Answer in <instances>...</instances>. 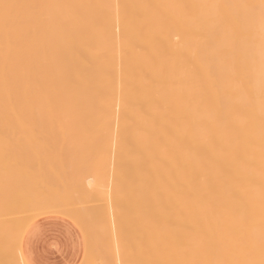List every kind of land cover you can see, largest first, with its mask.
Masks as SVG:
<instances>
[{
    "label": "bare ground",
    "instance_id": "6f19581e",
    "mask_svg": "<svg viewBox=\"0 0 264 264\" xmlns=\"http://www.w3.org/2000/svg\"><path fill=\"white\" fill-rule=\"evenodd\" d=\"M44 135L82 139L73 168L108 173L97 169L103 201L89 181L73 189L92 196L42 184L57 196L48 212L84 229L82 264H100V243L111 264H264V0H0V228L12 237L22 210L47 217L29 211L46 170L24 165ZM20 142L34 143L25 170ZM33 190L40 202L23 196Z\"/></svg>",
    "mask_w": 264,
    "mask_h": 264
},
{
    "label": "rangeland",
    "instance_id": "374dc122",
    "mask_svg": "<svg viewBox=\"0 0 264 264\" xmlns=\"http://www.w3.org/2000/svg\"><path fill=\"white\" fill-rule=\"evenodd\" d=\"M42 130H44V129H42ZM45 130H46V129H45ZM49 130H50V129H49ZM49 130L47 129L46 131H49ZM60 130H61V129H60ZM64 130H66V129H64ZM52 131H53V129H52ZM55 131H56V130H55ZM55 131H54V132H55ZM57 131H58V130H57ZM44 136H45V138L42 137V138H40L41 140L39 139L38 141L36 140L35 142H36V143H38L39 141L42 142V140L44 139L43 142H44L45 144H43V143H42V144H41V143L39 144V143H38V145H39V146H38V145H35L36 143H35V144L33 143L34 146H36V147H35V150L39 148V151L41 152V153H40V152L38 151V154H39V153L41 154V156H38V158H37V157H34V158H33V156H34L35 154H34L32 157H31L32 153H31V155L28 154V152L30 153V152L32 151V148H33L32 146H33V144H32V146H31V151L28 150V145H29V143H28L27 146H26V143H21V142H20L21 146L18 145L19 142H18V144H17V143L15 144L16 148H14V149H16V150L19 149V150L21 151V153L23 154V156L21 155V153H20L19 151H18V152L20 153L19 155H21V156H17L18 152L16 151L17 153H15L14 149L11 148V146L9 147V149L11 148V149H10V152L13 150L14 153H15V155H16L18 158H20V160L22 161V162L20 161V162H21V166L19 165L20 167H22V165H23L25 162H26V163H25L24 165H27V166H28V164L30 165V163H31V166L27 167V169L29 168V171H30V170L32 171L33 168L36 169L35 167H36L37 165L40 166V167L42 166L41 168H39V167L37 166L38 168H37V170H35V171H36V174L34 173L36 176H37V174H38L37 171H39L38 169H40L41 171H44L43 174L45 173V170H46V173H45L43 176L41 175L43 178L41 177V179H40V178L38 179L39 184H41L40 187H39V185L37 184L38 188L40 189V190L37 189V190H39V193L42 191V193H40V195L42 194V197H41V196H40L41 198L38 197V198L40 199L41 202L39 201L38 198L36 199V195H35V194L38 195V192L36 193V191H35V193H34V190H35L34 188H35V187L33 188V189H34L33 192H28V193H27V191H28V190H27V191H25L26 193L23 194V196H25V195L28 196V195H29V199H30L31 197H33V199L31 198L32 201H33V200H38V201L42 204V205H41L40 203L36 204V202H37V201H36L35 204L33 205L34 202H32V204H31V208H29V211H30V209L32 210V209L34 208V211H33V212L37 211L38 213H39V212L42 213V208H41V207L43 206L44 208H46V207L49 205V204H46V203L50 201L49 199L53 196L52 193H54L53 190H50V191H49V192H51V193H49V192L47 193V192H46V191L48 190V188L50 187V184H51V186H53L54 189H55V187H56L55 190H58V191L61 190L62 193H63V190L65 191V189L62 188V189H63V190H62L61 187H66V186H67V187H66V190H67L68 188H69V190H70V189H73L74 187H77L76 184L79 185V184H78L79 181H81V182H84V181L87 182V181H89V185H90V183L92 184V186L94 187V191H93V189H92V191L95 192L96 195L98 194L99 191L101 192V190H102V192L105 191V190H107V191H105V192L108 193V187H106V185H103V184H105L104 177H103L102 175H100V172L98 171L99 169L102 168V169H101V172H102L103 169H104V174H105V173H106V172H105V171H106L105 166H104V168H103L102 166H101V167L98 166V167H99V169H98V167H97V165H96V167H97V169H98V170L96 169V171H94V169H95V165L93 166V164H92V166H93V170H91V169H92V166H89L90 170H89V168H88L87 166H84V167L87 168V172H86V169H85V171H84V167H83V166H82L83 168H82V170H81V166H80V164H81L83 161L81 162V160H80V162H81V163L79 164L80 170H78V169H79L78 165H77L78 168H76V167H75V169L73 168V166L76 165V163H77V164L79 163V159H78L79 157H78V155H77V156H76V155L74 156V154L76 153L77 150L75 151L74 146H72V144L75 143V142H77V143L79 142V143H80V140H81V145L78 143V146L81 147V146H82V141H83L82 139L78 140V139H76L75 137H73L74 139H73V138H70L71 141H69V140H67L68 137H65L66 139L64 138L63 141H66V142L63 143V141L60 142V139H61L60 137H61V136H60V137L57 136V135H55V136H49V135H47V136H49V137H46V135H44ZM62 137H63V136H62ZM51 138H52V140H53L54 138H55V139L52 141V140H50ZM56 138H57V139H56ZM46 139H47V140H46ZM62 139H63V138H62ZM45 140H46V141H45ZM58 140H59V141H58ZM54 141H55V142H54ZM68 141H69V142H68ZM46 142H48V143H46ZM30 143H31V142H30ZM70 143H71V145H70ZM23 144H24V146H23ZM49 144H50V145H49ZM62 144H63V145H62ZM64 144H65V146H64ZM67 144H69L70 146H68ZM10 145H11V143H10ZM40 145H41V148L45 149V150H43V152H44L47 156H46L45 154H44V156L42 155L43 153H42V150H40V149H41V148H40ZM47 145H48V147H47ZM74 145L77 147L76 143H75ZM1 146H2V145H1ZM8 146H9V145H8ZM18 146H19V148H18ZM29 146H30V145H29ZM45 146H46V147H45ZM51 146H53V147H51ZM71 146H72V147H71ZM12 147H14V145H12ZM21 147L24 149L25 153L22 152V150H21L22 148H21ZM50 147H51V148H50ZM60 147H61V148H60ZM68 147H69V148H72V149L74 150V151H73L74 154H73L72 150H71V152H72L71 154L68 152V149H69ZM25 148H26L28 151H27ZM54 148H55L56 150H55ZM59 148H60V149H59ZM62 148H63V149H62ZM64 148L66 149L65 153L67 154V152H68L67 156H66V154H65L64 152H62V151L65 150ZM33 149H34V148H33ZM77 149H78V148H77ZM50 150H51L53 153H52ZM53 150H54V151H53ZM57 150H59L60 152L58 153ZM45 151H46V152H45ZM26 152H27V154H26ZM24 154H25V155H29V159H27L28 156H26L25 159H26L27 161L25 160V162H23V160H24L23 157H25ZM63 154L67 157V158L65 157L66 161H65V159H64V156H61V155H63ZM76 154H77V153H76ZM69 155H70V157H69L70 162H69V160H68V156H69ZM36 156H37V154H36ZM49 156H50V159H49ZM71 156H72V157H71ZM21 157H22V158H21ZM30 157H31V158H30ZM46 157L48 158V160H46ZM58 157H59V158H58ZM75 157H76V159H74ZM18 158H17V160H18ZM44 158H45V159H44ZM52 158H53V159H52ZM56 158H57V162H56ZM34 159H35V160H34ZM36 159H37V161H38V159H39V161H38L39 163H38V164H37V162H36ZM51 159H52V163H51ZM62 159H64V162H65V164H66V167H65V164H63L64 162H63ZM77 159H78V160H77ZM80 159H81V157H80ZM17 160H16L15 168H17V167H16V165H17V163H18ZM58 160H59V162H58ZM73 160H74L75 162H74ZM89 160H90V159H89ZM89 160H88V161H89ZM33 161H34V162H33ZM61 161H62V163H61ZM77 161H78V162H77ZM84 161H85V163L87 164V159H86V160L84 159ZM92 161H94V160L92 159ZM92 161H91V163H92ZM95 161H96V160H95ZM97 161H99V160H97ZM27 162H28V163H27ZM35 162H36V163H35ZM46 162H47V163L49 162V165H50L51 167H53L55 171H58L57 169H59V167H60V170L57 172V173H58V177H59L60 180H59L57 177H56V178L53 177V174H54L55 176H57V175L55 174L54 170H53L54 173L50 172V170H49V168H48L49 165L47 166V163H46ZM67 162H68V164H67ZM88 163H89V162H88ZM34 164H35V165H34ZM43 164H45V165H43ZM59 164H60V166H59ZM70 164H71V166L69 167ZM99 164H103V163L100 162ZM99 164H98V165H99ZM61 165H62V169H61ZM67 165H68V166H67ZM88 165H90V163H89ZM17 166H18V165H17ZM46 166H47V169H48L49 171L46 169ZM24 167L26 168V166H23L22 168H24ZM30 167H31V169H30ZM25 168H24V170H25ZM71 168H73V171H71V170H72ZM42 169H43V170H42ZM69 169H70V171H69ZM76 169H77V171H76ZM51 170H52V168H51ZM61 170H63L64 172L62 171V172H63V173H62ZM31 171H30V172H31ZM78 171H79V172H78ZM92 171H93V172H92ZM33 172H34V171H33ZM83 172H84V173H83ZM95 172H97V174H94ZM27 173H28V172H27ZM50 173H51V175H50ZM74 173H75V174H74ZM90 173H91V174H90ZM98 173H99V175H98ZM102 173H103V172H102ZM23 174H25V173H23ZM40 174H41V172H40ZM59 174H60V175H59ZM63 174H64V175H63ZM71 174H72V175H71ZM76 174H78V175H76ZM79 174H80V175H79ZM81 174H82V175H81ZM87 174H88V175H87ZM32 175H33V174H32ZM35 175H34V177H35ZM38 175H39V174H38ZM46 175H48L47 178H46ZM90 175H92V176H90ZM105 175H106V174H105ZM49 176H51V177H49ZM96 176H97V177H96ZM100 176H101L102 178H101ZM107 176H108V173H107L106 177H107ZM48 177H49V178H48ZM64 177H65V178H64ZM70 177H71V178H70ZM81 177H82V178H81ZM83 177H84V178H83ZM85 177H87V178H85ZM98 177H99V178H98ZM22 178H24V177H22ZM30 178H31V175H30ZM35 178H36V177H35ZM53 178H54V179H53ZM66 178H67V179H66ZM69 178H70V181H69ZM25 179H26V176H25ZM31 179H33V178H31ZM52 179H53V182H52ZM90 179H91V180L94 179V180L91 182ZM108 179H109L108 181H109V183H110V178H108ZM40 180H42V181L44 180V181H43V182L41 181L42 183H40ZM57 180H58L59 182H58ZM65 180H67V181H65ZM71 180H72V181H71ZM101 180H102V181L104 180V181L101 182ZM46 181H47V183H46ZM48 181H49V182H48ZM95 181L98 182V183H99V181H100L99 185H98L97 183H96V185H95V184H94ZM106 181H107V180H106ZM108 181H107V182H108ZM33 182H34V179H33ZM61 182H62V184H63L62 186L60 185ZM107 182H106V184H107ZM56 183H57V184H56ZM65 183H66V185H65ZM68 183H69V184H68ZM30 184H31V183H30ZM42 184H47L48 187L46 188L45 186H42ZM55 184H56V186H55ZM73 184H74V186H73ZM81 184H82V185H81L82 188H84L83 185H86V184H84V183H81ZM100 184H101V185H100ZM110 185H111V184H110ZM28 186H29V184L26 186V189H27ZM31 186H32V184H31ZM37 186H36V188H37ZM57 186H59V187L57 188ZM81 186H80L77 190H74V189H75V188H74L73 191H74V192H77L78 190H81V191H82V189H80ZM44 187H45V189H47L46 191L44 190ZM86 187H87V185H86ZM86 187H85V189H86ZM96 187H99V188L96 189ZM110 187H111V186H110ZM110 187H109V191H110ZM30 188L32 189V187H29V190H30ZM42 188H43V189H42ZM90 188H92V187H90ZM90 188H89V189H90ZM104 188H107V189H104ZM50 189H51V187H50ZM87 190H88V187H87ZM87 190H86V192H87ZM19 191H21V190H19ZM23 191H24V190H23ZM61 191H60V193H61ZM84 191H85V190H84ZM96 191H97V192H96ZM43 192H44V194H46V195H44ZM71 192H72V191H71ZM74 192L71 193V194H73V197H74V195H76V194L78 193V192H77V193L74 194ZM102 192H101V193H102ZM110 192H111V191H110ZM64 193H65V192H64ZM79 193H80V191H79ZM88 193L90 194V196H92V194H93L92 192H91L92 194L90 193V190H88ZM107 193H104V194L102 193V194H103V196H104V195L107 194ZM19 194H20V193H19ZM71 194H70V196L72 197ZM80 194H81V193H80ZM80 194H79V195H80ZM83 194H84V193H83ZM102 194H101V195L99 194L98 198H101ZM56 195H57V191H56ZM96 195H95V196H96ZM18 196H19V195H18ZM23 196H22V198H23ZM44 196H45V197H44ZM62 196H63V197H66L65 194H64V195L62 194ZM67 196H68V194H67ZM70 196H69V197H70ZM76 196H78V195H76ZM84 196H85V195H84ZM84 196H82V197H84ZM88 196H89V195L86 194V198L84 197L83 199H81V197L78 196V197L80 198V199L78 198V199L76 200L78 203H76V202L74 201L77 197L74 198V199H73V198L71 199V197H70V198L67 197V198H69L68 200H70V199L73 200V201H71V203L78 204L80 207H81V206H86V207H87V210H90V208H88L89 206H91V209L93 210L92 205H94V203H95L96 206L99 204V207H101V209L103 210V207H102L103 202L101 203V201L105 200L104 198H107V199H108V195H107V197H106V195H105V197L102 196L103 199H101L100 203H99V200L97 199V196L94 197V195H93L94 198L91 197L90 200L88 199V202H84V201H87V197H88ZM20 197H21V195H20ZM34 197H35V199H34ZM59 197H60V196H59ZM59 197H58V198H59ZM54 198L57 200V196L55 197V194H54V196L51 198L52 200L50 201V203H51L52 201L54 202L53 206L55 205V199H54ZM88 198H90V197H88ZM24 199H25V198H24ZM29 199H28V200H29ZM41 199L43 200V202H42ZM60 199H61V198H60ZM60 199H59V200H60ZM92 199H93V201H92ZM95 199H97V201H96ZM44 200H48V201L46 202V201H44ZM66 200H67V199H66ZM66 200H65V202H66ZM78 200L80 201V203H79ZM81 200H82V201H81ZM94 200H95L97 203H96ZM91 201L93 202L92 205H91V203H92ZM26 202H27V201H26ZM61 202H62V200H61ZM65 202H64V199H63V203H62V204H64ZM104 202H105V201H104ZM30 203H31V202H30ZM43 203H45V205H44ZM69 203H70V202H69ZM69 203H68V201H67V204H69ZM71 203H70V205H68V206H73V210H72V207H71V208L68 207V208H70L72 211H74V207H75L76 209H77V207L79 208L78 205L75 206V205H72ZM83 203H84V204H83ZM85 203H86V205H85ZM87 203H88V205H87ZM105 203H106V202H105ZM105 203H104V204H105ZM62 204H61V205H62ZM67 204H66V207H67ZM100 204H102V205H100ZM22 205H23V202H22ZM29 205H30V204H28V207H29ZM46 205H47V206H46ZM57 205H60L59 201H58V204H57ZM57 205H56V206H57ZM64 205H65V204H64ZM95 205H94L93 207H94V209L97 208V210L95 209V211H98V213H99V209H100V208H98V206L96 207ZM106 205H107V204H106ZM106 205H105V206H106ZM49 206H51V205H49ZM49 206H48V207H49ZM103 206H104V205H103ZM48 207L46 208L47 213L44 214V215H47V217H48V216H51V217H60V218H62V219H66L67 221L71 222V223L76 227L77 231L79 232V234H80V236H81V238H82V242H83V255H82V259H81V261L79 262V264H82L83 257H84V255H85V253H86V250H88V244L86 243L87 239L84 237V233H85V232H84V229L81 230V228H79V226L76 225L77 223L75 224V222H74L73 220L71 221V219H68L67 217L65 218V217L61 214V212H60L61 215L57 214V213H59V212H57V210H59L60 207H59V209H58V208L56 209V213H55V214L53 213L54 211H53L52 207H51L52 212L50 211V213H51V214H50V213L48 212V210H49L50 207H49V208H48ZM64 207H65V206H64ZM66 207L63 208V210H62L63 212H64V210L66 209ZM86 207H82V208H85V211H86ZM106 207H107V206H106ZM26 208H27V207H26ZM44 208H43V210H44ZM55 208H56V207H55ZM82 208H79V209H81V211H79V210L77 211V212H80V215H81V213L84 212V211H82V210H84V209H82ZM38 209H39V210H38ZM105 209L107 210V208H105ZM68 210H69V209H68ZM24 211H26V210H22L21 213H23V214L25 213L24 215L27 216L26 213H27L28 211H27V212H24ZM59 211H60V210H59ZM66 211H67V210H66ZM66 211H65V212H66ZM69 211H70V210H69ZM95 211H94V212H95ZM37 212L34 213L35 216H36ZM44 212H45V210L43 211V213H44ZM65 212H64V213H65ZM74 212H75V211H74ZM77 212H76V213H77ZM103 212H104V211H103ZM106 212H107V211H106ZM7 213L10 214L9 212H7ZM11 213H12V212H11ZM19 213H20V212H17V214L15 213L14 218H13V222L15 221V216H16V215H19V216H20ZM52 213H53V214H52ZM98 213H97V214H98ZM101 213H102V211H101ZM8 214H6V216H7ZM12 214H14V213H12ZM23 214H22V215H23ZM31 214H32V213H31ZM34 214H33V216H34ZM24 215H23V217H22L21 219L24 218ZM37 215H38V214H37ZM102 215H103V217H101V216H100V217H101V219L103 218L102 220L104 221L105 213H102ZM3 216H4V215H3ZM3 216H1V218L4 219V217H5V219H6V216H4V217H3ZM19 216H16V217H17L16 222L18 221ZM28 216H29V215H28ZM30 216H31V215H30ZM30 216H29V218L26 220V221L28 222L27 225H29L30 223H32V222H33L32 220H34V219L36 218V217H35V218H34V217H31V218H30ZM11 217H12V216H11ZM11 217L8 216V219H6V220L10 221L9 219H10ZM98 217H99V216H98ZM32 218H34V219H32ZM21 219L19 218V223L21 222V225H22V221H23V220H21ZM25 219H26V217H25ZM30 219H31V221H30ZM6 220H5V221H6ZM11 220H12V218H11ZM20 220H21V221H20ZM28 220H29L30 222H29ZM0 221H1V220H0ZM26 221H25V220L23 221V227H24V225H26ZM103 221H102V222L100 221V222L102 223V224L100 223V226H101V228L103 227L102 230L104 231V230H105L104 228L106 227L107 220H106L105 225L103 224ZM13 222L11 221L12 225H13ZM94 222H96V221H94ZM104 222H105V221H104ZM4 223H5V222H3V224H4ZM19 223H17V224H19ZM96 223L99 224V218H98V221H97ZM96 223L93 224V227H96V226H97L98 228L96 227V230L94 229L96 232H95L94 230L92 231L93 233L95 232V234L92 233V235H93V236H95V235L98 236V234H99V237H101V239L103 238V236H104V237L107 236V238H108L107 233H106V235H105V233L100 229V226H98ZM6 224H9V223L6 222ZM17 224H14V225L17 226ZM1 225H2V222H1ZM21 225H20V227H21ZM27 225H26L25 227H27ZM78 225H80V224H78ZM95 225H96V226H95ZM103 225H104V226H103ZM18 226H19V225H18ZM25 227H24V228H25ZM107 227H108V223H107ZM99 229H100V230H99ZM0 230H1V228H0ZM98 230L101 231L102 233L99 232ZM105 232H106V230H105ZM100 233H101V234H100ZM103 233H104V235H103ZM100 235H101V236H100ZM97 236H96V237H97ZM91 237H92V236H91ZM96 237H93L94 239H93V238H91V239H92L93 241L95 240V243H98V241H96ZM99 237H97V238H99ZM7 238H9V237H7ZM7 238H6V239H7ZM12 239H13V240H12ZM15 239H16V240H15ZM91 239H90V240H91ZM99 239H100V238H99ZM7 240H8V239H7ZM9 240H10V238H9ZM9 240L7 241V245H6V246H8V242H9V243L11 242V243H13V244L10 243L9 245H11V246H10L11 248L8 246L9 248H8V247H7V248H8L9 250H7V253H5L6 251L4 252V257H3L4 260H6L7 258H8V260H9V259H11L12 257H13L12 259H14V253L16 254V243H17V241H18V237H16V238H13V237H12V238H11V241H9ZM92 240H91V242H92ZM103 240H104V238H103ZM108 240H109V239H108ZM108 240H107V242H108ZM101 241H102V240H101ZM101 241H100V242H101ZM104 241H105V240H104ZM5 242H6V241H4V239H2V240L0 241V243H1V244H4V246H5V244H6ZM91 242H90V243H91ZM100 242H99V243H100ZM105 242H106V241H105ZM93 244H94V242L92 243V245H93ZM94 245H95L96 247H99V245H100V247H99V249H98V252L101 253V254H99V255H101V256H99V257L104 258L103 260H104V262H106V260H108V258H109V257H107V259H106V257H105L107 251L103 252V249H101V247H104V246H105L104 243H103V244L100 243L99 245H98V244H94ZM94 245H93V246H94ZM95 246H94V247H95ZM96 247H95V248H96ZM7 248L5 247L4 250H6ZM96 249H97V248H96ZM100 249H101L102 251H101ZM8 251H9V253H8ZM12 251H13V254H12L13 256H10L11 253H12ZM84 252H85V253H84ZM87 252H88V251H87ZM102 252H103V256H102ZM95 254H96V253H95ZM5 255H6V256H5ZM86 255H87V254H86ZM107 256H108V255H107ZM5 257H6V259H5ZM10 257H11V258H10ZM117 257H118V256H117ZM117 257H116V259H117ZM101 258H100V264H104V263L101 262V261H102ZM116 259L114 260V261H115V264H118L119 259H117V260H118L117 263H116ZM106 263H108V262H106ZM106 263H105V264H106ZM108 264H111V263H108ZM113 264H114V263H113Z\"/></svg>",
    "mask_w": 264,
    "mask_h": 264
},
{
    "label": "crops",
    "instance_id": "0c3cea01",
    "mask_svg": "<svg viewBox=\"0 0 264 264\" xmlns=\"http://www.w3.org/2000/svg\"><path fill=\"white\" fill-rule=\"evenodd\" d=\"M11 226V225H10ZM14 230L20 231L21 234L13 232V238L18 237L16 243V254L10 264H79L83 255L82 238L76 227L66 219L60 217H42L34 220L27 227L21 228L16 225ZM16 227L18 229H16ZM7 228V227H6ZM2 228L1 230H3ZM7 230V233L5 232ZM3 230L6 235L0 237H9L10 231ZM12 238V235H11ZM0 243V264H4L5 260L3 251L5 247H1ZM2 248V249H1ZM2 251V252H1ZM85 253V252H84ZM9 264V260L5 264Z\"/></svg>",
    "mask_w": 264,
    "mask_h": 264
}]
</instances>
